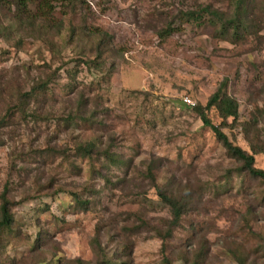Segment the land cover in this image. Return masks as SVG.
I'll return each instance as SVG.
<instances>
[{
	"label": "rangeland",
	"instance_id": "1",
	"mask_svg": "<svg viewBox=\"0 0 264 264\" xmlns=\"http://www.w3.org/2000/svg\"><path fill=\"white\" fill-rule=\"evenodd\" d=\"M51 4L37 14L28 3L34 18L20 22L15 1L0 0V26L10 25L0 36V193L14 218L0 232V264H188L182 251L199 245L200 264H239L237 250L264 264V182L240 170L192 109L226 81L236 119L221 126L215 108L207 116L248 152L244 124L254 120L249 135L264 143V0H253L252 25L234 42L199 24L208 13L184 23L179 13L211 4L232 14L234 0ZM103 31L109 42L96 56ZM41 80L24 113L8 109ZM86 141L112 156L76 154ZM254 166L264 169V154ZM159 188L195 199L165 240Z\"/></svg>",
	"mask_w": 264,
	"mask_h": 264
},
{
	"label": "trees",
	"instance_id": "2",
	"mask_svg": "<svg viewBox=\"0 0 264 264\" xmlns=\"http://www.w3.org/2000/svg\"><path fill=\"white\" fill-rule=\"evenodd\" d=\"M15 1V7H16V13L15 16L17 17L18 21L24 22L27 19H33L34 17L31 15H28L27 6L28 3H32L36 1L38 4L37 11L43 12V6L52 8L51 2L54 0H14ZM235 6L233 7L232 14H229L228 12H222L218 9L212 7L211 4H202L200 6V10L197 9H187L185 11L181 10L180 13V20L181 22L185 21L188 22L190 19L198 21V19L202 18V14L208 13L209 18L204 21H199V24L207 23L208 26H212L213 30H216L214 33H216L217 36L225 39L226 41L234 42L237 40H240L243 37V30H248L249 24L253 22L254 17V10L255 6L253 5V0H234ZM199 6V5H198ZM38 14V13H37ZM41 15V14H40ZM35 16V15H34ZM43 16V15H41ZM249 20V22H248ZM184 23V22H183ZM252 25V24H251ZM55 28L59 31L62 23L55 24ZM170 29L173 28L169 26ZM6 28H10V25H3L0 26V36L2 35V32H5ZM75 30V28H74ZM72 29V32L74 31ZM159 36L163 37L164 35L169 34V29H162L158 31ZM100 33V32H99ZM108 34L106 31H103L101 35H99L97 41L95 42L92 50L96 56L101 55L104 49H106L108 45ZM106 45L104 46V44ZM20 44V43H19ZM115 53H120L117 49L114 50ZM225 86L226 81H223L219 87L216 89L214 93H212L205 105H202L201 103H196L193 105L192 109L197 113V115L200 117L202 123L204 126L209 127L216 138L222 143L223 147L225 148V152L227 156L231 159H234L239 163V167L241 171L247 172L249 175H251L254 178L260 179L264 182V169L257 168L254 166L255 162V155L256 154H264V143L258 141H255L251 135H249L250 132H253L256 129V123L254 120L251 122H247L244 124L245 130L247 131L248 135V141L251 148V152H248L238 145H235L232 140L229 139L227 134L222 131L221 126H226V120L230 117L233 119H236L237 113H238V103L237 100L227 94L225 92ZM46 88V84L44 80L36 81L31 87L30 90L24 93H21L19 96L18 101L15 104H8V109L12 110L18 109L19 112H25V99L35 95L36 93H39V91H42ZM211 108H215L218 111L219 116L222 118L221 126L214 125L211 122V119L207 116V111ZM23 110V111H22ZM259 111V110H258ZM70 117V116H68ZM72 118V117H70ZM3 118L0 119V123H2ZM252 129V130H251ZM76 154L91 156V154H97V155H106L108 157H111L112 155L109 153V150L107 148H101L95 145L94 141H86L84 143H81L75 147ZM65 153V151H64ZM152 169H147V176L150 177V180L153 182L154 175L151 171ZM159 196L168 206L170 211V219L168 220V227L165 228L163 231L158 230L156 233L158 236H160L162 239L168 238L175 227L179 225L181 222V219L184 215V213L188 210L189 206L191 207L192 204H194V194L191 191L186 192L182 196H178L174 194L171 191L159 188ZM76 195V194H75ZM77 200H79L84 206H87V204L90 202L88 198H83L76 196ZM12 201L8 198L6 194V190H4L2 193H0V232L4 229L12 226L14 222L13 213L11 211ZM251 212V210L249 211ZM252 213V212H251ZM202 245H199L197 250L195 249L194 252L189 255L186 250L182 251V256L184 258V261L188 264H200V261L202 258H204V248H202ZM240 250H237L234 253V257L239 262V264H247V257L244 254H238ZM262 256L264 257V248L262 252ZM104 258V256H103ZM76 263L78 264H86L85 261L81 259H76ZM101 262H104L101 260ZM100 264V262H98ZM164 264H172V261L165 257Z\"/></svg>",
	"mask_w": 264,
	"mask_h": 264
},
{
	"label": "built area",
	"instance_id": "3",
	"mask_svg": "<svg viewBox=\"0 0 264 264\" xmlns=\"http://www.w3.org/2000/svg\"><path fill=\"white\" fill-rule=\"evenodd\" d=\"M187 102H189V100L187 99Z\"/></svg>",
	"mask_w": 264,
	"mask_h": 264
}]
</instances>
